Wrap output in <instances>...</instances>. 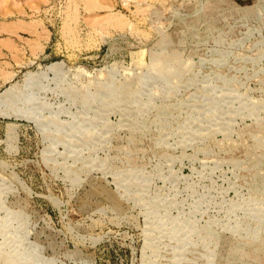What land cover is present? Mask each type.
<instances>
[{
	"label": "rangeland",
	"instance_id": "obj_1",
	"mask_svg": "<svg viewBox=\"0 0 264 264\" xmlns=\"http://www.w3.org/2000/svg\"><path fill=\"white\" fill-rule=\"evenodd\" d=\"M0 264H264V0H0Z\"/></svg>",
	"mask_w": 264,
	"mask_h": 264
}]
</instances>
